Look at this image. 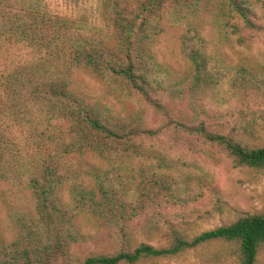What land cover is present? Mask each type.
I'll return each instance as SVG.
<instances>
[{"label":"trees","instance_id":"1","mask_svg":"<svg viewBox=\"0 0 264 264\" xmlns=\"http://www.w3.org/2000/svg\"><path fill=\"white\" fill-rule=\"evenodd\" d=\"M257 2L98 0L94 23L87 14L60 16L48 0H0V196L31 194L14 239L0 231V264H146L209 246L218 259L258 263L264 213L194 236L164 214L213 184L203 166L172 150L196 154L202 141L238 167L264 171V146L211 131L198 117L173 118L165 101L250 106L264 97V81L210 53L201 33L210 18L251 49L264 33V0ZM172 33L191 63L187 77L160 60L158 47ZM84 78L105 94L93 97ZM147 108L167 125L150 128ZM166 135L171 150L160 144ZM84 218L115 233L114 253L76 254L89 237Z\"/></svg>","mask_w":264,"mask_h":264},{"label":"rangeland","instance_id":"2","mask_svg":"<svg viewBox=\"0 0 264 264\" xmlns=\"http://www.w3.org/2000/svg\"><path fill=\"white\" fill-rule=\"evenodd\" d=\"M257 3V0H251ZM50 8L58 15L75 18L82 14L94 23H99L96 12L98 0H48ZM207 42L210 53L219 55L230 66L246 64L260 79L264 81V33L259 34L251 49L237 46L233 37L226 34L220 23L213 24L210 18L206 19L204 31L201 32ZM225 38L227 40H225ZM160 60L167 62L171 68L181 77H187L192 71V66L183 52L180 34L172 33L166 37L158 47ZM84 84L93 97H101L105 94L106 87L100 86L88 78H84ZM228 86L226 83L225 87ZM264 90V88H263ZM110 102L116 103L109 98ZM173 118L186 116L190 119L198 117L207 128L217 133L237 134L243 142L251 146H264V97L257 98L250 106L246 103L232 101L230 105L224 103L216 105L208 100L193 99L178 101L169 104ZM121 109V106L117 104ZM148 125L150 128H158L167 125V119L159 116L152 109L147 108ZM128 111L131 108L127 109ZM205 111V114L201 112ZM243 111V115L241 112ZM196 140V138H194ZM161 145L171 150L168 135L161 138ZM199 151L196 154L188 148L172 150L173 154L185 160L196 162L203 166L212 177L213 184L205 185L198 193L192 191V201L183 207H170L164 214L169 216L175 225L173 228H184L192 236L208 230L228 225L238 219L243 213H264V171L238 167L233 160L216 145L198 142ZM31 194L26 191L8 190L4 197L0 196V231H5L10 239L16 236V218L26 214L25 204ZM28 206V205H27ZM84 232L89 235L88 240L79 245L75 252L82 258L97 255H109L117 249V236L110 231H99L84 218ZM140 226V225H139ZM138 226V227H139ZM139 241H147L151 244H164L160 237L151 240L138 236ZM218 247L209 246L196 251L184 253L173 259H163L146 264H236L235 260L218 259L215 251ZM257 264H264V252Z\"/></svg>","mask_w":264,"mask_h":264}]
</instances>
